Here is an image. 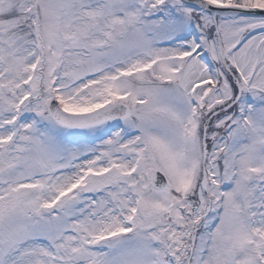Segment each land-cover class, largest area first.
Returning a JSON list of instances; mask_svg holds the SVG:
<instances>
[{"label": "snow or ice", "instance_id": "obj_1", "mask_svg": "<svg viewBox=\"0 0 264 264\" xmlns=\"http://www.w3.org/2000/svg\"><path fill=\"white\" fill-rule=\"evenodd\" d=\"M0 264H264V0H0Z\"/></svg>", "mask_w": 264, "mask_h": 264}]
</instances>
